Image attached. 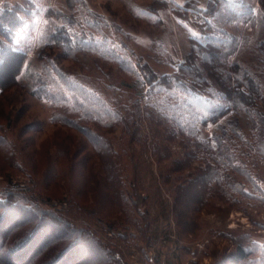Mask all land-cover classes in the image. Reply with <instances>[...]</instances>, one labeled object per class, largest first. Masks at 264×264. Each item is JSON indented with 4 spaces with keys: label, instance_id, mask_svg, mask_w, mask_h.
Instances as JSON below:
<instances>
[{
    "label": "rangeland",
    "instance_id": "rangeland-1",
    "mask_svg": "<svg viewBox=\"0 0 264 264\" xmlns=\"http://www.w3.org/2000/svg\"><path fill=\"white\" fill-rule=\"evenodd\" d=\"M224 1L86 0L81 11L105 18L100 31L111 42L102 55L42 50L47 13H71L66 0H0V9L26 10L11 46L27 55L16 83L0 75V200H8L0 207L4 264H31L49 240L74 237L51 215L71 221L81 234L51 254L44 251L34 264H232L238 242L259 250L245 264H264V24L256 16L264 0ZM195 40L229 52L225 64L209 62L207 87L223 73L225 84L238 82L252 96V110L229 111L200 130L205 138L221 135L230 152L244 155L236 161L238 172L220 168L231 184L210 179L204 203L191 205L197 190L179 196L177 187L202 170L210 176L208 163L200 153L187 155L196 145L172 123L155 115L151 121L136 104L145 109L150 89L143 92L137 66L167 77L185 64L197 72L203 67ZM42 61L51 69L45 77L51 96L45 98L35 93ZM56 65L84 86L83 93L65 87L69 100L62 101ZM248 69L255 90L245 80ZM158 90L157 102L175 104L170 96H176ZM101 111L109 123L99 120ZM177 161L184 169L170 170ZM181 210L188 220L179 218ZM33 216L44 218L42 224L29 221ZM5 251L9 256H2Z\"/></svg>",
    "mask_w": 264,
    "mask_h": 264
},
{
    "label": "trees",
    "instance_id": "trees-1",
    "mask_svg": "<svg viewBox=\"0 0 264 264\" xmlns=\"http://www.w3.org/2000/svg\"><path fill=\"white\" fill-rule=\"evenodd\" d=\"M224 2L228 5L231 4V1L229 0H226ZM66 4L68 9L72 11L71 13H66L59 9H50L48 11L46 16L47 24L45 26V36L42 38V43H44L42 50L44 51L47 48L56 47L59 50L65 52L68 51L69 53L74 54L85 49L92 50L97 54L102 55L109 53L107 50V44L108 42H111V39L106 35V32L105 35H102L100 31L102 26H104L102 20H105V18L95 13L94 10H89L90 12L81 11L79 9V6L81 5L80 8L87 6L86 0H66ZM236 4L240 5V8L242 9L248 8L245 2H237ZM25 11L26 10L23 9L22 6H7L0 9V36L2 37L0 39V75L5 74L7 75V77L11 76V80L15 83L18 81V77L21 75L24 67L27 64V55L24 52L13 48L11 44L14 42V36L18 27H21L24 24L20 15ZM261 11H264V1L262 2L260 12L256 14L260 22L264 24V14H262ZM91 30L93 31L90 32ZM195 41L198 42L197 52H200L202 54L201 65L203 67L201 69L197 68V72H194L195 69L191 70L190 72L189 67L187 68L188 65L185 64L182 67V71L180 70V72L167 77L166 75L160 76L152 70L148 71L145 68L142 69L137 66L139 74L142 76L140 82L142 83L141 88L143 92L145 90L144 87H150V89L146 94L147 104L144 106L145 109H142V107L140 106V102L136 104L139 112L145 113V116L148 119H150L149 117L151 115H155L163 121L172 123L174 130L180 133V135H182L189 142L193 141L196 145L194 147L195 149H190L189 154L187 155L190 156L200 153L202 154V157L204 158L206 163H208V167L206 170L207 172L208 169L211 170V178L209 174L206 173V171L204 172V170H202L197 178H190V176V179L188 178V180L183 181L177 187L179 196L187 190H197L196 192L198 196L196 198V201H194L192 204L190 203L191 205L204 203L207 196L204 187L210 179H217V182L219 183H230L231 178H229L228 176H222V174L219 175L221 173L220 168L223 167L225 168L224 170L227 169V174H229L230 171L238 172V169L240 167L237 166L236 161L238 160L239 155H244L242 153L237 154L236 152H230L229 147L225 145V142H223L221 135L218 136L216 134L214 136L205 138L202 137L200 130H203L206 125L217 123L224 116H226L229 111L236 113L241 109L248 110V112L252 110V107L250 106L252 104V96L242 90V84H240V86L238 82H236L235 86H232L231 84L228 86L227 84H225L222 79L223 73L221 76H219L218 79L214 78L215 81L213 82V85L210 84V86L207 87L209 85L207 83V77H209V75L206 76L205 73L207 71L209 62L212 59H219L221 65L222 63L225 64V59L228 56L229 52H227L226 50L223 51L220 47L214 44H206L197 40ZM89 45H92L91 48L95 49L87 47ZM261 45L263 46L264 43L262 42ZM119 46H121L123 49L125 48V44L123 42H120ZM219 49H221L222 51H220ZM118 58L120 62H125L123 59H121L120 56H118ZM234 66L236 68L238 65L235 64ZM49 67L50 66H47L45 61H42V72L38 74L35 91L36 95H38L40 98L51 96V91L48 89L45 79L48 73L47 71L51 70ZM55 67L56 68L53 70V73L56 72L60 73L61 75L56 78L57 81H55L54 85L55 87H58L59 93L63 95V97L61 98L62 101L65 100V102H68L69 100V97L67 95H64L68 91L65 87L71 86L73 92L83 93V85V87H81L74 80H69V77H67V73L64 70H62L57 65ZM210 74L213 75L211 72ZM245 76L248 87L255 90L257 88L255 83L256 81L249 69L247 70V75ZM64 79H66L65 81L69 83V86H66L65 82L62 81ZM1 87L2 84H0V89ZM155 89H159L158 91L166 90V94L176 96L174 98L170 96L172 99H175L173 100L175 104L169 102V100L166 98L165 102L161 104L160 102H157L158 92H154ZM174 92H177L178 94H175ZM213 96H217L218 98ZM214 98H217L219 100V103H217L216 106L213 107L212 105L214 104H212V100H214ZM101 108L102 107H100V109ZM104 116L105 113L101 111V113H98L97 117L102 118L99 120H104ZM114 116L115 117L113 118V120H118L117 122H119L121 119V115L117 112H114ZM113 120H110V122H112ZM150 120L152 121V119ZM104 121L109 123V121ZM155 146L157 147V149H154L153 152L156 154L158 153L159 148L158 145H153V147ZM210 159L213 160V165H209V162H207ZM178 165H181V161H177L170 170L181 171L184 169V167H178ZM214 173L216 175H214ZM234 182L235 181H233L232 183ZM11 195L12 194L8 196ZM247 195L248 194H245V196ZM7 203L8 200L6 202L4 200H0V207H4V204ZM178 215L179 218H181V220L183 221L184 219H189V217L186 216V214L182 210L178 212ZM50 218L54 220V222L57 223L59 227L65 229V231L73 233L74 237H66L64 234L61 236H57L54 240H49L48 243H46L44 247L38 249L33 258L29 260V263L31 264L35 263V259H39L41 256H43L44 251H47L45 252V254L48 252H50L51 254L54 249L56 251V249L59 248L61 244H64L65 240L71 241L73 240V238H75L76 236L79 237V235L81 234V232L76 229L75 225L71 221H68L66 218H61L55 215H51ZM43 219L44 218L40 216H33L32 220L29 221H32V223H35L36 225H40L42 224ZM188 224L189 223H185V225ZM5 244L7 243H3V245ZM256 249H258L256 245H252L251 248H249L246 247L243 242H238L236 251L233 255L234 257L231 258L232 264H245L251 259L256 251H259ZM262 253L264 254V251ZM2 256H9V252L5 251ZM52 258H55V256H53ZM2 263L4 264L5 261L0 258V264ZM49 263L51 264V262ZM52 264H55V261Z\"/></svg>",
    "mask_w": 264,
    "mask_h": 264
}]
</instances>
